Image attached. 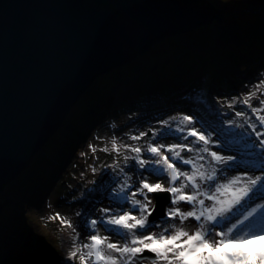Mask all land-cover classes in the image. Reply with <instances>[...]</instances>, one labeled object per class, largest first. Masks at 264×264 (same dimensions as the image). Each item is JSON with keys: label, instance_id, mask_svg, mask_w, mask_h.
<instances>
[{"label": "snow or ice", "instance_id": "obj_1", "mask_svg": "<svg viewBox=\"0 0 264 264\" xmlns=\"http://www.w3.org/2000/svg\"><path fill=\"white\" fill-rule=\"evenodd\" d=\"M244 87L247 93L220 105L234 116L213 110L201 94L194 98L204 106L199 115L157 120L159 127L149 129L142 146L119 143L113 131L111 148L101 150L123 155L124 167L114 161L109 167L118 174L106 173L109 180L88 189L107 192L109 206L95 209V218L86 214L77 226L59 213L50 217L73 230L63 264H264V71ZM145 136L148 131H136L128 138ZM130 159L135 163L129 165ZM163 192L170 194L161 204L165 214L150 221L156 206L148 194Z\"/></svg>", "mask_w": 264, "mask_h": 264}, {"label": "water", "instance_id": "obj_2", "mask_svg": "<svg viewBox=\"0 0 264 264\" xmlns=\"http://www.w3.org/2000/svg\"><path fill=\"white\" fill-rule=\"evenodd\" d=\"M224 14L209 0H0V192L97 77ZM153 195L151 220L170 194Z\"/></svg>", "mask_w": 264, "mask_h": 264}, {"label": "rangeland", "instance_id": "obj_3", "mask_svg": "<svg viewBox=\"0 0 264 264\" xmlns=\"http://www.w3.org/2000/svg\"><path fill=\"white\" fill-rule=\"evenodd\" d=\"M218 1H227L228 4L227 9L217 8L225 12L224 18L217 20L220 28L217 29L216 25L213 27L214 22L206 26L209 27L208 32L212 36H217V49L225 52L228 59L225 63L218 65V72L213 81H211V64L216 63H213L210 58H214L216 55L213 52L205 53V48L196 46L183 48L181 52L179 51V54L170 58L172 61L174 58L183 55L184 62L180 64L185 65L180 69H176L179 64L169 67L165 72L167 75L170 74L168 79L174 78L173 80H175L170 86L154 84L156 81L148 82L144 78L147 73L139 76H131L129 73L130 76L126 81L117 83L120 84L117 86L122 87L111 91L105 100L91 108L88 114L76 123L71 137V140L77 144L75 149L63 150L59 158H55L49 163L45 161V164H43L45 172L36 186L29 189L25 196L21 193V196L18 193L17 195L9 193L10 187L0 192V202H5L7 197L11 199L10 204L6 205L8 208L5 207L6 209L4 208L0 214V247L8 251V257L0 258V264H63L74 237H67V234L73 232V230L63 225L59 217H66L72 221L74 226H77L82 223L86 214L88 218H95V209L108 207L110 203L107 192L99 190L91 195L92 202H89L85 196H81V192L85 194L86 182L88 183V176L85 173L87 168L91 166L96 168L98 189L102 181L110 179L106 173H113V169L109 165L118 160L121 167H124L123 155H117L113 151L106 153L101 150L105 145L111 148L110 141L113 137V131H115V136L119 138V143L142 146L150 137L145 136L131 143H129L130 139L128 137L131 134H136V131H148L149 133L150 128L159 127L157 120L160 119L180 114L192 115L196 113L199 115L197 109H203L204 106L195 103L194 98L201 94L207 99L213 110L219 109L221 113L227 112L229 116H234L231 109L221 108L220 105L225 99L230 100L241 93H247L248 88L244 85L254 83L258 74L264 71V50H260V53L251 52L245 55L249 58L234 52V49L240 50L244 46L248 37L241 30L243 26L235 24V21L227 20L238 5L237 8L250 12L249 22L257 20L258 24L264 26V0ZM241 1L243 3L239 4ZM197 30L198 28L195 32ZM184 35V33H181L176 42L181 44L187 41ZM168 37L172 39L173 35ZM221 41L228 42L233 48L231 50L225 48L221 45ZM163 43L164 41L158 43L160 48ZM188 52H190L189 55ZM232 58L233 60L235 58L242 59L232 61L230 60ZM204 59H207L208 63L204 62ZM136 62V59H134L132 63L125 65V67ZM189 65L194 68L192 74L185 72L186 66ZM130 68L129 70H131ZM154 69L156 70V68ZM116 75L111 72L100 75L97 77L100 83H95L97 82L95 80L93 88H89L93 90V93L104 90L105 84L111 76ZM162 80L164 79L162 78ZM89 88L88 90H90ZM184 93L189 95V100L180 102V97ZM91 95V93L83 94L81 97L82 103H86ZM214 96L222 97L220 99L222 102L219 105L213 103L212 98ZM253 104L255 106L256 102L253 101ZM74 106L69 111L65 121L73 120L76 110ZM235 107L236 110L241 109L239 104ZM243 107L246 109V106ZM222 117L209 116L208 119L219 122ZM113 122L118 125L115 130H111L109 127ZM97 135L102 139H95L94 137ZM55 137L56 135L52 136L43 148L51 150L55 145ZM189 139L195 138L190 137ZM171 142L168 141V143ZM80 143L85 144V157L82 160H78L76 156V149ZM89 144L97 147L95 153L91 152ZM125 154L135 155L130 152ZM40 158H42L41 155L36 154L30 164L38 163ZM134 163L135 161L131 159L128 161L129 165ZM125 171H128V169L125 168ZM118 172L119 170H116V173L113 174H118ZM130 174L133 176L134 182L135 175L134 173ZM15 182L16 180L13 181V183ZM148 195L154 198L152 202L156 206V197L153 193ZM77 212L81 215L77 216ZM57 213H59V217L50 219V217H56ZM76 232L79 233V240H83L86 234L83 227H76ZM76 264H78V261Z\"/></svg>", "mask_w": 264, "mask_h": 264}, {"label": "trees", "instance_id": "obj_4", "mask_svg": "<svg viewBox=\"0 0 264 264\" xmlns=\"http://www.w3.org/2000/svg\"><path fill=\"white\" fill-rule=\"evenodd\" d=\"M218 8L221 9H227V1L219 2L218 0H211ZM202 1H200L198 4H201ZM243 2L241 1L242 4ZM233 10L228 17L227 21H235V24L239 26H243L241 30L244 32L248 39L246 41V45L244 44L241 49H234V52H237V54H241L243 57L245 55H248L251 52H257L260 53V50H264V26L262 24H258L257 20H253L251 22L248 21V19L251 17L248 12L245 9L237 8ZM226 21V22H227ZM216 25L217 29L220 28L219 22L215 20L213 23V27ZM251 25V26H250ZM238 27V26H237ZM210 29L208 26L204 27L201 26L198 28V30L192 33H186L184 36L186 37L187 41H184L183 43L176 42V40L181 36V33L176 34L177 36H173L172 39H169V37H164L162 40L155 43V45H152V48L148 50L145 54H142L138 56L136 59V63L133 65H130L128 67H125V65L130 64L133 62L130 61L127 64H125L123 67H121L118 70H114L111 73L115 74L118 73L116 76H111L110 80L105 84L106 91L111 92V89L114 88V84H117L121 81H125L128 79L131 74V76H139L141 74H146L144 78L147 79L148 82H154V84L157 85H166L170 86L173 84L175 80L174 78L168 79L170 76L165 74V72L168 70L169 67H174L176 65V69H180L181 67H185V65H181L180 63L184 62V58H182L183 55H180L178 58H174V60H170V58L174 57L176 54H179V51L183 48H190V47H200L205 48V53H211L213 52L216 57L210 58L212 59L213 63L211 64V81H213L214 77L216 76L218 72V65L223 64L227 61L228 57L226 56L225 52H222L217 49L218 44V38L215 35H211L210 32H208ZM168 38V39H167ZM171 38V37H170ZM164 41L162 47L160 48V45H158L159 42ZM221 45L225 48L231 50L233 47L230 46V44L226 41H221ZM190 52H188V55ZM186 57V56H184ZM247 57V56H245ZM249 58V57H247ZM242 58H235V60L230 59L232 61L241 60ZM141 60V61H140ZM204 62L208 63V60L204 59ZM136 64V66H135ZM125 67V68H124ZM129 67H131L129 70ZM156 68V70L154 69ZM128 71H126V70ZM130 71V72H129ZM185 72L187 74H192L194 72V68L189 65L186 66ZM150 74V76H148ZM176 76V74H175ZM174 76V77H175ZM162 78L164 80H162ZM97 82L100 83L99 78H96ZM163 82V83H162ZM94 83V84H95ZM90 88H93L90 87ZM89 88V89H90ZM106 91L99 90L97 93H93V90L85 91L84 95H87L88 93H91V97H89V100L84 103L80 100L77 102V104L74 106L76 109L74 114L73 120L65 121V123L62 125L60 130L55 134V145L52 147L51 150H48L46 148L41 149L37 154L41 155L42 158H40V161L36 164H30L26 169H24L21 174L16 179L15 183H10L6 185L5 188L10 187L9 193L17 195V193L21 196L27 193L29 189L36 186L38 181L40 180L41 176L45 172V161L47 163L53 161L55 158L60 157V153L63 150H74L76 147V142L71 140V137L73 135V129L76 127V123L80 120H82V117L88 114V112L91 110V108H94L95 105H98L99 102L106 99ZM83 96V95H82ZM45 146V145H44ZM59 153V154H58ZM45 155V156H44ZM38 167V168H36ZM40 167V169H39ZM44 167V168H43ZM21 193V194H20ZM8 208V207H6ZM5 208V209H6ZM8 257V251L5 248L0 247V258ZM33 264V263H30Z\"/></svg>", "mask_w": 264, "mask_h": 264}, {"label": "bare ground", "instance_id": "obj_5", "mask_svg": "<svg viewBox=\"0 0 264 264\" xmlns=\"http://www.w3.org/2000/svg\"><path fill=\"white\" fill-rule=\"evenodd\" d=\"M153 45H155V44H153ZM151 48H152V47H151ZM151 48H150V49H151ZM150 49H149V50H150ZM131 61H132V60H131ZM121 67H122V66H121ZM121 67L115 68V69L109 71L108 73H110V72H112V71H114V70H118V69L121 68ZM92 86H93V85H91L90 87H92ZM56 131H57V130H56ZM136 141H138V140H136ZM85 173L87 174V171H86ZM87 187H88V184L86 185V188H85V195H84V196H85L88 200H90V197H91V196H89V195H88L89 193H87ZM95 188H97V187H95ZM96 192H97V191H96ZM96 192H94V193H96ZM94 193H92V194H94ZM86 198H85V199H86ZM88 200H87V201H88ZM152 203H153V202H152ZM149 220L151 221L150 217H149ZM57 222H58V221H57ZM145 256L148 257L149 255L146 254Z\"/></svg>", "mask_w": 264, "mask_h": 264}]
</instances>
